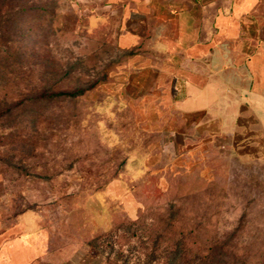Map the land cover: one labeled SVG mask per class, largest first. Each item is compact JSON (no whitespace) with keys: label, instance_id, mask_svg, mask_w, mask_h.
Returning <instances> with one entry per match:
<instances>
[{"label":"rangeland","instance_id":"rangeland-1","mask_svg":"<svg viewBox=\"0 0 264 264\" xmlns=\"http://www.w3.org/2000/svg\"><path fill=\"white\" fill-rule=\"evenodd\" d=\"M129 5L0 0V204L116 264L225 243L229 264L264 263V161L161 129L174 116L134 60L150 54L119 45Z\"/></svg>","mask_w":264,"mask_h":264},{"label":"crops","instance_id":"crops-1","mask_svg":"<svg viewBox=\"0 0 264 264\" xmlns=\"http://www.w3.org/2000/svg\"><path fill=\"white\" fill-rule=\"evenodd\" d=\"M129 2L119 45L150 54L134 60L145 81L159 82L145 97L167 100L160 114L174 116L161 129L182 132L179 146L233 148L264 161V0ZM6 210L0 204V264H116L37 209Z\"/></svg>","mask_w":264,"mask_h":264},{"label":"trees","instance_id":"trees-1","mask_svg":"<svg viewBox=\"0 0 264 264\" xmlns=\"http://www.w3.org/2000/svg\"><path fill=\"white\" fill-rule=\"evenodd\" d=\"M81 91L77 92V93H81ZM186 244L185 245V249L190 251L191 247L190 245ZM216 246L214 247L213 245L210 246L207 250H203L204 253L202 256L198 257V258H191V257H187V255L184 254V256H180L178 252H173L170 251L168 252V256H166L165 258V264H211L213 263V260L215 258V256H220V261L217 262L218 264H229V262H226L225 259L223 260L222 257L224 256L223 251L226 250L229 251V247L230 245L228 243H225L224 245H218L215 244ZM217 249V250H216ZM241 256L240 258H236L233 264H248L247 260H245L243 257L244 255L242 254H235V257ZM218 261V260H217ZM259 264H264V263H259Z\"/></svg>","mask_w":264,"mask_h":264}]
</instances>
